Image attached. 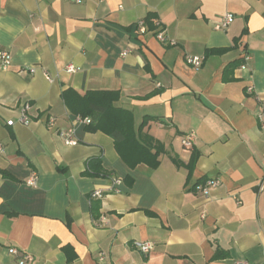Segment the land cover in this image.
I'll return each instance as SVG.
<instances>
[{
    "label": "crops",
    "instance_id": "obj_1",
    "mask_svg": "<svg viewBox=\"0 0 264 264\" xmlns=\"http://www.w3.org/2000/svg\"><path fill=\"white\" fill-rule=\"evenodd\" d=\"M0 49L11 55L0 62V264H17L12 246L31 264H264V0H0ZM69 89L117 91L133 134L157 141L158 165H127L109 134L76 120ZM25 103L28 125L16 121ZM211 178L205 198L197 186ZM95 188L105 193L90 199Z\"/></svg>",
    "mask_w": 264,
    "mask_h": 264
},
{
    "label": "trees",
    "instance_id": "obj_2",
    "mask_svg": "<svg viewBox=\"0 0 264 264\" xmlns=\"http://www.w3.org/2000/svg\"><path fill=\"white\" fill-rule=\"evenodd\" d=\"M146 25L149 28L147 22ZM62 97L73 113L90 119L87 124L89 130H102L114 139L127 165L132 167L141 162L150 167L158 165L157 141L149 135L136 137L133 134L131 112L114 104L118 98L117 91H89L78 95L69 89L63 91ZM153 148L156 149L154 152Z\"/></svg>",
    "mask_w": 264,
    "mask_h": 264
},
{
    "label": "built area",
    "instance_id": "obj_3",
    "mask_svg": "<svg viewBox=\"0 0 264 264\" xmlns=\"http://www.w3.org/2000/svg\"><path fill=\"white\" fill-rule=\"evenodd\" d=\"M77 2H79L80 0H76ZM234 19L233 14L231 13H227L224 14L219 22L217 23V27L220 29H225ZM155 27H160V22L159 21H155L154 22ZM136 27L137 30L140 34L144 33L146 31V25L144 20H138L136 23ZM155 37L163 43L169 42V40H167L166 36L164 35V30H158L155 33ZM128 52V50H123L121 52L122 55H125ZM249 59V55L244 54L243 56V63L240 65L241 68H245L246 66V60ZM11 60V55L9 52H7L6 50L0 49V62L2 64V66L6 67ZM187 64L191 65L194 68H199L202 64V58L199 56H186L185 58ZM79 70V67L72 64V63H68L65 65L64 67V71L67 73H72ZM43 74L45 76L46 79L51 80L50 75L43 70ZM246 91L253 93L254 89L252 87V85H248L246 86ZM256 97L257 100L259 102V112L257 113V117L259 119V126L260 129L262 131H264V119H263V109H264V98L260 97L257 93H256ZM30 109V105L28 103H25L22 105V107L20 108V112L18 115V118L16 119L17 122L23 124V125H28L31 120L30 117L28 115V111ZM78 122H83L84 124H88L90 122L89 118H82L80 116H77L76 119ZM53 121L52 118H49V124H51ZM15 122V120L13 119H8L6 121L7 125H13ZM73 135V129H69L66 132H62L61 136L64 139V142L66 144H74L75 140H73L72 138ZM195 140V133L194 132H189L187 134H185L182 139H181V144L186 147V148H192L193 147V143ZM36 175L31 176V178H29L27 180V183L29 185H35L36 184ZM112 185L110 187H107L108 191H115L118 192L119 190L116 188L118 185H120L122 183V180L120 178H112ZM220 184V180L218 178H211V179H207L205 180L202 184H199L198 190L200 191V193L202 194V196H204L205 198L208 197L210 190L214 187L219 186ZM105 191L103 189H99V188H95L90 192V199H95V198H101L104 195ZM135 247L141 252V253H148L152 247H153V242L151 241H140V242H136ZM8 252L15 256L17 258V264H31L34 261V257L32 254L25 252V251H20L18 248L16 247H9L8 248ZM105 259V254L104 252H100L99 256H98V260L99 262L104 261ZM243 264H245V262H241Z\"/></svg>",
    "mask_w": 264,
    "mask_h": 264
}]
</instances>
